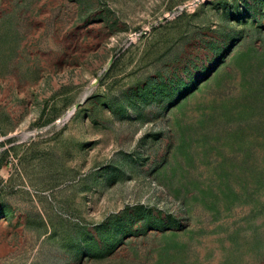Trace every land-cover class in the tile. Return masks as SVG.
Listing matches in <instances>:
<instances>
[{"label": "rangeland", "instance_id": "rangeland-1", "mask_svg": "<svg viewBox=\"0 0 264 264\" xmlns=\"http://www.w3.org/2000/svg\"><path fill=\"white\" fill-rule=\"evenodd\" d=\"M0 264H264V0H0Z\"/></svg>", "mask_w": 264, "mask_h": 264}, {"label": "water", "instance_id": "water-1", "mask_svg": "<svg viewBox=\"0 0 264 264\" xmlns=\"http://www.w3.org/2000/svg\"><path fill=\"white\" fill-rule=\"evenodd\" d=\"M115 59V56H113L111 59H110V64L114 61Z\"/></svg>", "mask_w": 264, "mask_h": 264}]
</instances>
